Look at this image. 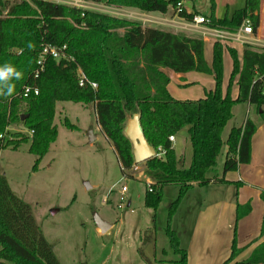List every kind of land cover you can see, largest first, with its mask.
<instances>
[{
  "label": "trees",
  "instance_id": "trees-1",
  "mask_svg": "<svg viewBox=\"0 0 264 264\" xmlns=\"http://www.w3.org/2000/svg\"><path fill=\"white\" fill-rule=\"evenodd\" d=\"M116 7L134 8L144 12L165 13L178 9L184 0H82ZM208 25L235 31L247 21L252 34L259 26L261 0H243V5L221 17L213 14L214 0H208ZM195 12L179 7L177 15L188 18ZM42 44L64 46L71 60L59 61L46 57L42 71L33 78L35 61ZM31 45V47L29 46ZM231 69L225 91H221L222 46L211 44L210 66L203 59V42L199 36H188L159 27L145 26L139 21L117 18L105 13L54 3L48 0H0V67L10 64L22 73L13 78L12 96H0V150H16L27 143V151L35 159L31 169L54 142L57 131L53 124L55 103H91L95 122L102 136L111 145L120 172L130 177L133 164L131 147L123 133L127 116L135 113L143 138L155 152L143 164L151 174L142 193V205L153 215L161 198V188L176 185L177 195L167 208L164 235L177 260H156L153 264H185L186 253L176 233L169 227V218L178 200L193 183L198 186L222 183L223 174L238 164L247 163L250 137L254 124L245 119L230 127L223 144L220 176H207L220 153L221 131L231 117V108L247 103L256 110L264 106V47L244 44L240 62L235 50L225 47ZM173 73L195 71L212 76L213 88L197 99H174L167 90L168 77ZM77 70L86 78L78 86ZM237 91L230 97L233 78ZM89 83H94L92 88ZM24 86L36 87L38 93L22 97ZM22 117V120H20ZM18 125L23 131L11 130ZM62 125L74 127L63 118ZM188 126L190 161L186 168H177L174 152L167 140L183 126ZM31 131V134H28ZM262 216L259 235H264V192L260 193ZM249 211L248 205L235 207V219ZM153 221V220H152ZM153 224V223H152ZM233 239L227 264L237 253ZM0 264H59L36 224L29 205L15 196L0 174ZM233 264H264V239L249 255Z\"/></svg>",
  "mask_w": 264,
  "mask_h": 264
},
{
  "label": "rangeland",
  "instance_id": "rangeland-1",
  "mask_svg": "<svg viewBox=\"0 0 264 264\" xmlns=\"http://www.w3.org/2000/svg\"><path fill=\"white\" fill-rule=\"evenodd\" d=\"M48 1L70 6L68 2L73 0ZM77 2L82 9L139 21L145 26L176 30L188 36H199L192 30L183 29L181 20L173 15L170 8L151 20L148 14L153 12L82 0ZM181 5L186 12L194 11V14L200 15L209 12L208 0H184ZM242 5L243 0H214L218 16ZM237 109L241 111L226 122L221 138L226 136L230 127L240 125L244 115L250 117V109L245 112L242 105L236 106L235 112ZM65 117L73 129L62 125ZM53 124L56 126V138L36 169H31L35 157L27 151L28 144L22 143L16 150H0V174L10 191L29 205L42 236L59 264H153L157 259L177 260L178 256L173 253L166 255L158 251L163 246L160 242L163 234H160L159 228L165 219L164 209H157L153 215L151 209L142 205V191L151 177L144 175L146 168L143 165L139 167L144 171L140 175L132 166L128 170L130 177L120 172L111 145L99 130H95L92 104L56 102ZM10 129L24 132L18 125ZM89 129L96 137L90 143L86 136ZM223 156L222 147L214 167L206 172L207 176L219 171ZM121 186L125 187L122 193L119 192ZM189 194L199 192L191 191ZM127 201L130 202L128 207L125 205ZM94 214L111 227L103 233L96 231ZM154 228L156 237L153 234L150 238ZM147 230H150L148 235L144 233Z\"/></svg>",
  "mask_w": 264,
  "mask_h": 264
},
{
  "label": "crops",
  "instance_id": "crops-1",
  "mask_svg": "<svg viewBox=\"0 0 264 264\" xmlns=\"http://www.w3.org/2000/svg\"><path fill=\"white\" fill-rule=\"evenodd\" d=\"M182 3H184V1H182ZM213 14L215 17H221L216 14L215 9L213 10ZM148 15L151 20H154L158 18V15H161V13L153 12ZM171 21H173V19ZM171 32L175 33L178 31L171 30ZM199 37L203 42L204 62L207 66H210L211 44L213 40L211 38ZM244 44L264 47V0L260 3L259 26L255 34L246 37L243 43L233 41L228 43L225 42L221 45L222 92L225 91L231 69L230 58L225 47L234 49L237 60L240 62L241 50ZM162 71L168 77L166 90L174 99L184 100L201 98L205 92L213 88L212 76L209 74L195 71L173 73L168 69H162ZM236 79L237 76L233 78L230 87L231 98H234L236 95ZM238 105H242L245 112H247V109L251 110L250 117H245L244 115L240 121V125L245 119H249L255 126V130L250 137V155L248 162L238 164L233 171L225 172L222 176L224 180L222 183L210 182L202 186L193 183L178 200L169 218V227L176 233L180 247L185 250V264H221L229 255L230 244L233 239L235 248H239L240 251L236 258L228 263L232 264L234 261L246 258L250 251L264 239V235H259V226L262 216L260 193L264 192V106L256 110L254 106L244 102L234 104L231 108L230 118H232L235 113L237 114V111H241L237 109L235 112L234 109ZM96 129L99 130L97 124L95 130ZM187 129L188 126L186 125L176 131L172 135L173 141L170 142V147L176 158V166L178 163L180 164L177 168H186L190 161V144L188 141ZM225 137L221 138V148L223 147L224 153L226 150L223 144ZM95 138L94 136V139ZM143 163L134 165L136 167L135 170H137V175L143 174L144 171L139 168L140 165L144 166ZM144 175L151 177L150 172L147 170ZM212 176H220V169ZM145 187L146 186H144V188ZM177 191L176 185L163 186L161 188L160 201L155 209V211H157V209H164L165 219H163V223H160L161 225L159 228L160 234H163L162 239H160L163 246L158 249L161 254H172L164 235L165 214L167 215V208L175 199ZM191 191H195L196 193L199 192V194L190 195L189 193ZM129 204L130 202L127 201L125 204L126 207H128ZM242 205H248L249 211L239 219H235V207ZM110 227L111 225L109 224V228ZM96 231H98L97 228ZM148 231L150 230L144 233L148 235ZM153 234L156 237L155 228L150 238H152ZM146 235L143 234V237L147 238ZM163 259H173V257H164Z\"/></svg>",
  "mask_w": 264,
  "mask_h": 264
},
{
  "label": "built area",
  "instance_id": "built-area-1",
  "mask_svg": "<svg viewBox=\"0 0 264 264\" xmlns=\"http://www.w3.org/2000/svg\"><path fill=\"white\" fill-rule=\"evenodd\" d=\"M25 1L29 2L28 0ZM68 4L73 7H79L77 0L68 2ZM181 6L182 5H177L178 9H176V11H173V15L179 21L181 20V27L183 29L192 30L193 32L199 34V36L201 37L211 38L213 41H218L219 43L223 44L225 42L228 43L233 41L243 43L246 37L253 35L249 23L247 21H243L242 24L235 31L230 32L226 30H221L209 26L208 19L204 15L192 14L188 18H183L178 16L177 11ZM64 49H65L64 46L55 47L51 44H42L35 61L36 69L33 73V78H37L38 74L42 71L43 60L46 57H49L55 60L56 62L71 60L69 56L66 55V53L64 52ZM76 74L78 76L77 77L78 86H82L86 81V78L84 77V75L81 73L80 70H77ZM89 85L92 88L95 87L94 83H89ZM37 93H38V89L36 87L24 86L22 88L21 95L22 97H28L29 95H36ZM262 93H264V91H262ZM28 134H31V131H29ZM167 140L169 142H172L173 136L169 135L167 137ZM156 151L157 153L153 149L154 156H159L162 153V150L159 147L156 148ZM132 168L134 170L136 169L134 164H132ZM146 186H148V184ZM124 191H125V187L121 186L119 192L122 193Z\"/></svg>",
  "mask_w": 264,
  "mask_h": 264
},
{
  "label": "water",
  "instance_id": "water-1",
  "mask_svg": "<svg viewBox=\"0 0 264 264\" xmlns=\"http://www.w3.org/2000/svg\"><path fill=\"white\" fill-rule=\"evenodd\" d=\"M20 120H22V117H20ZM123 133L130 143L133 164L143 163L154 156L153 148L146 143L142 136L138 125L137 114L133 113L125 120ZM86 136L88 143L94 140V136L90 129L87 131ZM93 221L100 233L105 232L109 228V224L100 220V218L95 214L93 215Z\"/></svg>",
  "mask_w": 264,
  "mask_h": 264
},
{
  "label": "clouds",
  "instance_id": "clouds-1",
  "mask_svg": "<svg viewBox=\"0 0 264 264\" xmlns=\"http://www.w3.org/2000/svg\"><path fill=\"white\" fill-rule=\"evenodd\" d=\"M31 47V45H29ZM21 79L22 73L17 71L10 64H5L0 67V96H12L15 91V85L10 81Z\"/></svg>",
  "mask_w": 264,
  "mask_h": 264
}]
</instances>
